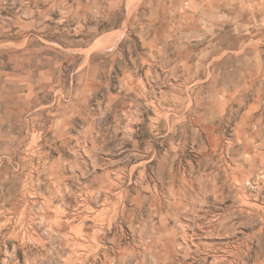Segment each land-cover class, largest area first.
<instances>
[{"label":"rangeland","instance_id":"374dc122","mask_svg":"<svg viewBox=\"0 0 264 264\" xmlns=\"http://www.w3.org/2000/svg\"><path fill=\"white\" fill-rule=\"evenodd\" d=\"M263 124L264 0H0V264H264Z\"/></svg>","mask_w":264,"mask_h":264},{"label":"bare ground","instance_id":"6f19581e","mask_svg":"<svg viewBox=\"0 0 264 264\" xmlns=\"http://www.w3.org/2000/svg\"><path fill=\"white\" fill-rule=\"evenodd\" d=\"M209 108V107H208ZM263 127H261V129H260V132L262 133V132H264V124L262 125ZM259 132V131H258ZM256 135H259L260 136V134H256ZM259 136H256V137H259ZM255 137V138H256ZM239 138L241 139H245V141L248 143V144H246V146H247V148H246V152H249V150L251 149V147L253 146V141H252V139H249V137L247 136V135H239ZM263 138H264V136H263ZM233 147V146H232ZM231 148V147H230ZM234 150V149H233ZM229 151H231V150H229ZM258 151V150H257ZM256 151V152H257ZM231 153V152H230ZM234 154V153H233ZM248 154V153H247ZM258 155V154H257ZM247 156V155H246ZM249 156V155H248ZM250 157V156H249ZM248 158V157H247ZM255 159V158H254ZM248 163L250 162V163H252L253 164V166H254V164H255V162H256V160H255V162H254V160H253V158H249V159H247L246 160ZM246 161H244V163L246 162ZM257 163V162H256ZM239 164H241V163H239ZM238 164V165H239ZM243 164V163H242ZM247 164V163H246ZM237 165V166H238ZM240 166V165H239ZM238 166V167H239ZM257 166V165H256ZM242 167H243V165H242ZM215 178H217V177H214L213 179H215ZM217 180V179H216ZM216 180H215V182H216ZM249 180V179H248ZM210 182V181H209ZM212 182V181H211ZM213 184H214V182H212ZM218 184V183H217ZM235 184V183H234ZM236 185H237V183H236ZM218 186V185H217ZM217 188V187H216ZM242 188V187H241ZM17 189V188H16ZM236 190H238V189H236ZM239 191V190H238ZM243 191V190H242ZM216 192V191H215ZM240 192V191H239ZM220 193V192H219ZM238 193V192H237ZM13 194V193H12ZM245 194V193H244ZM237 195H239V194H237ZM241 196V195H240ZM122 197V196H121ZM237 197V196H236ZM242 197V196H241ZM217 198V197H216ZM240 199V198H239ZM242 199H244L245 200V198H244V196H243V198ZM247 200V199H246ZM22 202V201H21ZM247 202V201H246ZM249 203V202H248ZM12 205V204H11ZM22 205V204H21ZM254 206V205H253ZM23 207V206H22ZM247 207V206H246ZM248 207H249V205H248ZM19 208V207H18ZM252 208V207H251ZM253 208H256V207H253ZM5 212V211H4ZM17 212V211H16ZM243 212H246V211H243ZM13 213H14V211H13ZM244 214V213H243ZM11 215V214H10ZM88 216V215H87ZM15 217V216H14ZM18 220V219H17ZM28 232V231H27ZM254 236L256 237L257 236V232H255L254 233ZM83 240V239H82ZM82 243V242H81ZM80 243V244H81ZM3 244V243H2ZM83 248V247H82ZM85 248V247H84ZM83 248V249H84ZM63 249V248H62ZM66 249V251L68 250L67 248H65ZM79 249V247H77L76 245L74 246V248L73 249H70V251L69 252H73L75 255H76V253H78L77 252V250ZM98 250V249H97ZM94 252V251H93ZM95 252H97V251H95ZM33 253V252H32ZM32 253H31V255H32ZM73 253H71V254H73ZM35 254V253H34ZM28 256V255H27ZM45 256V255H44ZM28 258H29V256H28ZM37 258V257H36ZM63 259H64V257H63ZM28 260V259H27ZM64 260H66V259H64ZM70 262H71V259H67L66 260V264H70ZM76 262V261H75ZM86 264L87 262H83V264Z\"/></svg>","mask_w":264,"mask_h":264}]
</instances>
